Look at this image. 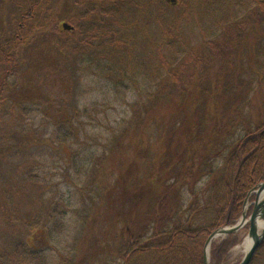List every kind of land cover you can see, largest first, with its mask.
Segmentation results:
<instances>
[{
	"label": "trees",
	"instance_id": "obj_1",
	"mask_svg": "<svg viewBox=\"0 0 264 264\" xmlns=\"http://www.w3.org/2000/svg\"><path fill=\"white\" fill-rule=\"evenodd\" d=\"M107 1L75 0V3L81 5L84 13L93 14L97 10L104 12L102 6ZM13 2L19 4L21 10L12 18V33L0 38V120L1 107L6 99L4 93L10 86L11 76L18 69L19 50L30 40L33 32L45 27L52 14L50 7L45 3L46 0ZM127 2L138 7L156 5V9L151 11L150 8V12L151 14L156 12L155 23L159 27V32L154 34L151 40L148 39L154 51L145 55L143 46L147 42L145 39L136 36L129 39L121 34L122 38L113 34L117 36L113 40H119V45L129 43L142 49L140 50L142 52L133 59L126 53L121 55L109 53L113 56L112 60L101 67V72L107 70L105 73L107 80L101 84L85 85L84 91L80 92L81 95L97 92L93 100L83 102L81 108L73 107L74 104L70 107L62 104L56 107L58 114L60 112L69 115L58 119L61 125L59 129L64 131L61 136L54 135L51 140L58 142V147L64 155L67 150L66 159H70L69 165L60 168L61 171H68L67 180L70 174H73L71 180L73 184L74 179L83 178L85 189L79 188L77 182L74 184L81 202L84 203L86 200L93 202L97 176L103 170L106 157L110 153L111 146L107 144L111 143L112 148L118 146L117 141L121 136L124 137L129 131H136V127L149 120L146 115L164 102L166 104L175 102L176 108H182L184 103L188 105L187 111L186 109L178 111L173 122L166 128V134L181 130L182 143H178L176 152L167 151L165 154L162 174L157 176V184L154 185L152 181L155 178L142 184L136 182L135 190L139 192L138 198L137 196L135 198L136 203H142L145 192L150 191L149 198L152 203L149 208L153 207L149 215L151 222L143 229L145 231L139 234H133L128 227L121 224L116 241L117 261L119 264H204L203 247L208 236L218 227L234 225L243 212V203L248 192L256 189L258 184L264 181V121L260 120L254 126L246 124L242 134L236 136L230 143H218L215 142L217 120L212 119L211 114L220 104L218 102L221 101L222 93L229 96L227 105L233 106L238 101L241 106H246L255 82L261 81L257 80L258 73H253L249 79L244 80L241 77L236 79L235 87L227 85L221 88L223 90L221 92L212 84L220 83L223 78V84L228 83L230 72L223 74L220 70L219 74L215 72L208 75V82H205L207 79L205 75L198 71L194 72L195 69L186 71L184 66L187 61L192 60L195 64L203 63L204 60L211 61L217 56V51L223 50L226 45L234 43V47H238L237 45L245 39V34L254 32L256 27L264 30V0H127ZM165 13H173L168 20L169 26L165 25ZM174 23L184 24L185 27L180 26L176 31H172L171 26L175 25ZM78 26L73 24L72 29H78V43L83 49L82 52H95V49L86 50L93 42H90V39L95 37L92 26ZM195 27L198 34L197 30H194ZM63 29L66 32L72 30ZM112 31L117 33L118 29ZM62 38L54 40L59 52L64 54L63 51H72L74 46L72 47L68 41V36ZM221 38L224 39L223 45L218 46V40ZM109 49L114 50L113 47ZM261 49V55L264 56V47ZM81 57L86 58L83 55ZM100 57L99 55L93 57L91 61L101 65L98 60ZM261 64L263 65V62ZM84 74L86 73L81 72L80 76ZM99 76L105 78L102 74ZM99 95L101 97H98ZM197 96L207 100L205 109L202 110L201 106L196 105ZM115 104L118 105V109ZM104 107L107 111L103 115L104 121L99 126L102 131L97 133L90 130L91 134L88 133L82 128L84 122L90 125L89 118L91 120L92 112L96 113L95 109L101 110ZM211 107L213 110L210 111ZM38 108L39 106H36L35 110ZM20 110L30 111L25 106H21ZM112 110L126 112L129 118H111L107 112ZM234 110L239 109L236 107ZM195 113H202L199 121L194 119ZM92 121L95 123L94 118ZM179 125L182 129H177ZM80 134L81 137L84 135L81 140ZM169 137L168 144L173 139V136ZM68 139H72L73 142ZM89 139L92 142L96 140L93 143L96 149L83 146L85 140ZM68 141L71 145L75 143L76 148H71ZM195 145L199 148L196 149ZM60 155L62 158L63 155ZM202 179L207 181V184L205 186L202 184V187L201 184L196 186ZM191 180L194 182L190 183ZM177 183L181 187L189 186L188 195L178 196L180 199L172 203L170 193L178 186ZM69 201L60 196L58 202L50 207V212L39 211L27 221L24 224L30 231L27 238L23 237L16 242L13 250L9 249L0 254V259L3 256L6 258V262L0 264H74L76 244L70 239L68 243L65 240V233L68 232L66 217L69 222L73 215L79 212ZM91 209L95 210V207L92 205ZM183 210L186 218L177 221L174 217ZM238 240L236 232H232L222 236L219 241H212L209 247V264H224L229 250ZM250 264H264V239Z\"/></svg>",
	"mask_w": 264,
	"mask_h": 264
},
{
	"label": "rangeland",
	"instance_id": "obj_2",
	"mask_svg": "<svg viewBox=\"0 0 264 264\" xmlns=\"http://www.w3.org/2000/svg\"><path fill=\"white\" fill-rule=\"evenodd\" d=\"M13 1L0 0V38L12 33V18L21 10V6ZM45 3L52 12L50 21L42 29L33 32L30 40L20 48L17 56L18 69L10 78V86L4 93L6 99L1 107L0 254H4L9 249L13 250L15 243L23 237L26 239L30 231L24 224L39 211L50 212V207L55 205L62 196L70 200L69 202L74 204L79 212L73 215L69 222L66 217L68 232L65 233V240L68 243L70 239L76 244L73 254L74 264H119L116 241L121 224L128 227L133 234H139L143 233L145 231L143 229L151 222L149 215L153 207L149 208L152 203L149 198L150 191H146V195L143 193L142 203H136L135 198L139 196V192L135 190L136 182L142 184L155 178L152 181L154 185L157 184V176L162 174L165 154L167 151L176 152L178 143H182L180 142L182 141L181 130L166 134V128L173 122L178 111L185 109L187 111L188 105L184 103L182 108H176L175 102L167 104L164 102L146 115L149 120L136 127V131H129L124 137L121 136L117 141L118 146L112 148L111 143H108L107 146H111L110 153L94 185L95 199L93 202L88 200L81 202L74 184L77 182L79 188L85 189L83 178L74 179L73 184L71 181L73 174H70L67 180L68 171L60 169L63 165L66 167L69 165L70 159H66L67 150L64 155L58 147V142L51 140L54 135L61 136L64 131H60L61 125L58 119L69 115L60 112L58 114L56 107L60 104L65 107L73 106V104V107H80L83 102L93 100L97 92L91 94L87 92L86 95H81L80 92L84 91L85 85L101 84L107 80L105 74L107 70L101 72V67L112 60L113 56L110 54L126 53L133 59L135 55L142 52L140 51L142 49L129 43L119 45V40H113L117 36L120 35L122 38L126 36L129 39L136 36L139 39H145L147 40L143 44L145 55L154 51L149 41L159 32V27L155 23L156 12L151 14L150 8L151 11L155 10L156 5L138 7L129 5L127 0H108L102 6L104 12L97 10L93 14H86L75 0H46ZM164 15L165 25H167L173 13ZM62 22L72 26L75 24L76 27L91 25L95 37H92L90 42L93 41L94 45L89 42L91 45L87 46L86 50L95 49V52H82L83 49L78 43V29L66 32L62 28ZM174 24L171 26L172 31H176L180 26L185 27L181 23ZM115 29H118L117 33L112 31ZM194 30H197L198 34L197 27ZM245 35V39L237 45L238 47H234V43L226 45V48L217 51V56L211 61L204 60L203 63L195 64L192 60L187 61L184 66V70L195 69L194 72H201L206 78L215 72L219 74L220 70L223 74L230 72L228 75L231 77L228 83L223 84V78L220 83L212 84V86L216 85L217 91L221 92L223 91L221 88L227 85L235 87L236 79L241 77L246 80L253 73H258L257 80L261 83L255 82L254 90L250 93L246 106H241L238 101L233 106L227 105L229 96L222 93L218 107L214 110L210 108V111L213 110L211 118L217 120L218 132L216 131L215 142L218 143H230L236 136L242 134L246 124L254 126L260 120L264 121V56L260 52L261 47H264V30L256 27L254 32ZM67 36L74 48L72 51H63L64 54H61L54 40ZM222 40L224 39L218 40V46L223 45ZM109 47H113L114 50H110ZM116 49L119 51L122 49V51L119 52ZM164 52L167 51L164 50ZM81 55L86 58H80ZM98 55L101 56L98 58L101 65L91 61ZM81 72L86 74L80 76ZM95 72L102 74L106 79L101 78L99 74H94ZM208 78L205 82H208ZM196 101V105L201 106L202 110L208 104L204 98L198 97ZM21 106H25L30 111L23 112L20 110ZM34 106L39 108L35 110ZM191 106L192 104L189 105ZM236 107L238 111L234 110ZM98 108L95 109L96 113L92 112L91 120L89 118L90 125L84 122L82 126L88 133L90 130L97 133L102 131L99 126L104 121L103 115L107 110L106 107L101 110ZM107 113L114 119L129 118L128 113H122L119 110ZM201 114L195 113L194 119L199 121L198 119L202 118ZM93 118L96 124L93 123ZM177 129L182 127L179 125ZM169 135L173 136V139L168 144ZM82 137L80 134V140ZM70 141H68L69 145H71ZM95 141L85 140L83 146L96 149L93 144ZM75 146L76 144L73 143L71 148L74 149ZM195 147L199 148L197 145ZM180 148L182 149V146ZM60 154L63 155L62 158ZM194 178L195 176L192 177ZM192 181L194 182L191 180L190 183ZM203 181L204 179L198 181L196 186L200 184L201 187L202 184L205 186L207 181ZM152 187L155 189L154 186ZM188 188V185L176 186L170 193L171 202L176 203L180 199L178 196H187ZM253 200L254 193L246 202L247 215L252 210L249 203ZM92 205L95 210L91 209ZM185 214L183 210L174 218H177V221H183L186 218ZM248 228L249 225L244 224L236 231L239 240L229 250L224 264H238L242 259L244 251L240 244L247 236ZM221 238L217 236L213 238V241H219ZM0 262H6V258L3 256Z\"/></svg>",
	"mask_w": 264,
	"mask_h": 264
},
{
	"label": "water",
	"instance_id": "obj_3",
	"mask_svg": "<svg viewBox=\"0 0 264 264\" xmlns=\"http://www.w3.org/2000/svg\"><path fill=\"white\" fill-rule=\"evenodd\" d=\"M63 28L65 29H71V25L68 23L63 22L62 23ZM264 191V181L260 182L255 190H251L248 192V195L243 203V212L240 214L239 220L234 223V225H223L221 227L216 228L211 234L208 236L205 247L204 248V264H209V250H210V244L213 241V238H216L217 236H224L227 234H230L232 232H235L239 230L241 227L244 226V224L249 225L247 236H250L253 241L252 244L249 245L250 247L244 252V255L242 256V259L239 261L238 264H250L251 260L253 258V255L257 248L259 247V244L264 239V198L259 199L260 194ZM254 193V200L249 203L252 206V210L249 215L246 213V202L250 195ZM261 218L263 220L262 226L260 229H258L256 223L257 218Z\"/></svg>",
	"mask_w": 264,
	"mask_h": 264
},
{
	"label": "bare ground",
	"instance_id": "obj_4",
	"mask_svg": "<svg viewBox=\"0 0 264 264\" xmlns=\"http://www.w3.org/2000/svg\"><path fill=\"white\" fill-rule=\"evenodd\" d=\"M262 198H264V191L259 196V199H262ZM247 206H248V204H246L245 208H247ZM262 222H263V220L258 217L256 220V223H255L257 225L258 229L261 228ZM252 241H253V239L250 236H246L244 238V240L242 241V243L240 244L241 249L245 252L250 247L249 245L252 244Z\"/></svg>",
	"mask_w": 264,
	"mask_h": 264
}]
</instances>
